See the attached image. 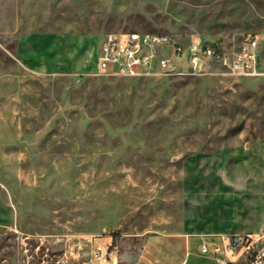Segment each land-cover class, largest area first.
<instances>
[{
    "label": "rangeland",
    "instance_id": "374dc122",
    "mask_svg": "<svg viewBox=\"0 0 264 264\" xmlns=\"http://www.w3.org/2000/svg\"><path fill=\"white\" fill-rule=\"evenodd\" d=\"M134 31L233 52L264 42V0H0V264H101L106 237L136 264L152 236L264 231V69L97 73L102 38Z\"/></svg>",
    "mask_w": 264,
    "mask_h": 264
},
{
    "label": "built area",
    "instance_id": "2783aa9c",
    "mask_svg": "<svg viewBox=\"0 0 264 264\" xmlns=\"http://www.w3.org/2000/svg\"><path fill=\"white\" fill-rule=\"evenodd\" d=\"M259 34L246 35L233 52L223 51L199 38L183 43L165 33L127 32L106 34L100 43L97 73L148 77L157 74L200 75L212 60L234 74L256 76L259 68ZM201 253H215L220 264H264V231L197 234ZM114 245L97 238L92 257L101 264H118Z\"/></svg>",
    "mask_w": 264,
    "mask_h": 264
},
{
    "label": "crops",
    "instance_id": "0c3cea01",
    "mask_svg": "<svg viewBox=\"0 0 264 264\" xmlns=\"http://www.w3.org/2000/svg\"><path fill=\"white\" fill-rule=\"evenodd\" d=\"M19 6V0H15ZM27 35V41L29 40ZM25 40V37L23 38ZM259 68L264 69V42L259 44ZM110 242L108 237L101 239ZM200 239L197 236L190 238H166L161 236H152L147 239L145 249L141 254L139 261L143 259L144 264H188L192 251L201 255H206L209 259L206 262L195 261L194 264H220L215 253L203 254L199 248ZM116 257V256H115ZM118 263V258H115Z\"/></svg>",
    "mask_w": 264,
    "mask_h": 264
}]
</instances>
